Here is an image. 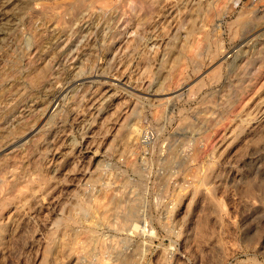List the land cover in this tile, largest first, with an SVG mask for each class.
Listing matches in <instances>:
<instances>
[{
	"label": "rangeland",
	"instance_id": "1",
	"mask_svg": "<svg viewBox=\"0 0 264 264\" xmlns=\"http://www.w3.org/2000/svg\"><path fill=\"white\" fill-rule=\"evenodd\" d=\"M223 3L0 0V264H264V22Z\"/></svg>",
	"mask_w": 264,
	"mask_h": 264
},
{
	"label": "bare ground",
	"instance_id": "2",
	"mask_svg": "<svg viewBox=\"0 0 264 264\" xmlns=\"http://www.w3.org/2000/svg\"><path fill=\"white\" fill-rule=\"evenodd\" d=\"M84 1V0H83ZM87 1H89V0H87ZM220 1V0H219ZM234 0H224V3H223V10H226V7L228 6V4H230V3H232ZM201 4H202V2H201ZM151 10H152V8H151ZM223 12V11H222ZM239 14H242V16L244 17V18H248V19H263V22H264V0H257V1H253V2H251V4L250 5H248V6H245L244 8H242V11H241V13H239ZM242 17V18H243ZM240 18V17H239ZM245 24H246V22H245ZM242 26V25H241ZM259 31H260V29H259ZM261 31H263L264 32V26H262L261 27ZM261 31H260V33H261ZM237 45V44H236ZM239 46V47H238ZM235 47V46H234ZM237 47L238 48H240V45H237ZM220 48V47H219ZM237 48V49H238ZM216 51V50H215ZM236 51L237 50H232V48L230 49V50H228V51H225L224 49H217V51L216 52H214L213 54L214 55H212L211 56V59H210V61H209V66L208 67H210L211 69H214V70H216V68H217V70L222 66V64L223 63H225L224 61L226 60V58L228 57V56H231V55H233V56H235L236 55ZM178 55V54H177ZM29 56V55H28ZM232 57V56H231ZM233 58V57H232ZM231 59V58H230ZM200 70V69H199ZM198 70V71H199ZM205 71V70H204ZM213 71V70H212ZM219 71V70H218ZM34 72V71H33ZM201 72H202V70H201ZM35 73V72H34ZM211 75H212V73H211ZM38 76V75H37ZM40 76V75H39ZM35 78H36V76H35ZM40 78V77H39ZM183 80V79H182ZM186 84V82L184 83L183 81H182V83L181 84H178V86L174 89V90H170V91H165V92H163V93H161V91L160 92H151V93H148V96L150 95V96H153V97H155L154 95H161V94H172L171 96L169 95V97H166V99H163V101H167L168 99H172L174 96H178L179 94H181L180 92L182 91V89L183 88H185L184 86H186L185 85ZM5 86V85H4ZM1 88H3V86H1ZM61 88V87H60ZM11 89V88H10ZM3 90V89H2ZM1 90V91H2ZM154 91V90H153ZM150 92V91H149ZM152 97V98H153ZM150 100H151V98L150 97H148ZM148 99V100H149ZM154 99V98H153ZM156 99V98H155ZM159 99V98H158ZM150 100H149V102H150ZM162 101V102H163ZM168 102V101H167ZM160 103V102H159ZM158 103V104H159ZM169 103V102H168ZM51 105L53 104V102L52 103H50ZM157 105V104H156ZM140 107V106H139ZM1 108V107H0ZM54 109H55V107L53 108V111H54ZM136 109H138V108H136ZM154 109V108H153ZM138 111V110H137ZM49 113V112H48ZM130 117H131V115H130ZM27 120V119H26ZM43 120V119H42ZM129 120V119H128ZM133 120V119H132ZM28 121H29V119H28ZM40 122V121H39ZM131 122V121H130ZM132 123V122H131ZM136 123L138 124V122L136 121ZM39 124V123H38ZM137 124H135V126L137 125ZM37 125V124H36ZM123 125V124H122ZM125 125H123V127H124ZM129 126H131V125H129ZM134 126V125H133ZM33 128V127H32ZM37 128V127H36ZM133 128V127H132ZM138 128H139V126H138ZM124 129H126V128H124ZM130 129H131V127H130ZM122 131L123 130H121L120 132L122 133ZM36 132V131H35ZM124 132V131H123ZM138 132H139V130L137 129V128H133L131 131H129V133H128V138H127V136H126V138L129 140H127L129 143H127L128 145H130V144H132V142L134 141V140H136V138L138 139L139 137H137L138 135ZM28 133V132H27ZM30 133V132H29ZM33 133V132H32ZM119 133V132H118ZM125 133V132H124ZM123 134V133H122ZM30 135V134H29ZM28 135V136H29ZM32 135V134H31ZM35 135H38V133L36 134L35 133ZM125 135V134H124ZM34 136V135H33ZM33 136H29V138H33ZM122 136V135H121ZM36 138H37V136H35ZM40 137V136H39ZM118 137V136H117ZM24 138V137H23ZM120 138V137H119ZM125 138V139H126ZM122 141H123V136H122V139H121ZM122 141H121V143H122ZM126 141V142H127ZM139 141V140H138ZM140 142V141H139ZM178 142H180V141H178ZM123 144H124V142H123ZM127 145V146H128ZM191 145V144H190ZM190 150V149H189ZM176 152V151H175ZM167 155H169V154H167ZM165 157V156H164ZM142 158V157H141ZM144 159V158H143ZM161 160V159H160ZM173 160V159H172ZM88 163V162H87ZM91 164V163H90ZM171 167V166H170ZM91 175V174H90ZM89 175V176H90ZM94 175H96V174H94ZM93 178V177H92ZM124 182V181H123ZM136 182H138V181H136ZM2 183V184H1ZM12 182H10V184H11ZM3 184H4V182H2V180L0 181V186L2 187L3 186ZM6 185V184H5ZM138 185V184H137ZM9 186V185H8ZM11 186V185H10ZM15 186V185H14ZM142 186V185H141ZM11 187H13V185L11 186ZM130 187V186H129ZM3 188H5V187H3ZM2 188V189H3ZM94 188V187H93ZM135 188V187H134ZM142 188H143V186H142ZM5 189H8V188H5ZM75 189H77V188H75ZM119 189V188H118ZM126 189V188H125ZM131 189V188H130ZM136 189V188H135ZM114 190V189H113ZM129 190V189H128ZM91 191V187H90V189H89V191L88 192H90ZM93 191H95L96 192V188L93 190ZM130 191H132V190H130ZM83 192V191H82ZM101 192V191H100ZM104 192V191H103ZM116 192V191H115ZM133 192V191H132ZM137 192V191H136ZM96 194V193H94V192H92L91 191V194ZM112 193V192H111ZM125 193V192H124ZM126 193H127V191H126ZM125 193V194H126ZM138 193V192H137ZM90 194V193H89ZM93 194H92V198L94 197L93 196ZM108 194H109V192H108ZM107 194V195H108ZM130 194V193H129ZM4 195V194H3ZM6 195V194H5ZM82 195V194H81ZM104 195V194H103ZM122 195H124V194H122ZM138 195H140V196H142L141 194H138ZM91 196V195H90ZM96 196V195H95ZM130 196H131V194H130ZM133 196V195H132ZM135 196V195H134ZM133 196V197H134ZM4 198H6L5 196H3ZM1 195H0V226H1V223H2V217H3V212H2V208L4 207V205H6L5 203H4V198H3ZM12 197H13V195H12ZM79 197V196H78ZM81 197V196H80ZM108 197V196H107ZM112 197V196H111ZM120 197H121V195H120ZM119 197V198H120ZM128 198H129V196H127ZM85 198V197H84ZM95 198V197H94ZM93 198V200L94 201H96V198L94 199ZM116 198H118V196L116 197ZM124 198H125V196H124ZM127 198V199H128ZM143 198H144V196H143ZM90 199H91V197H90ZM89 199V200H90ZM106 199V198H105ZM104 199V200H105ZM115 199V198H114ZM130 199V198H129ZM128 199V200H129ZM135 199H137V197L135 198ZM138 199H140V198H138ZM73 200V199H72ZM87 200V199H86ZM99 200H101V197H100V199ZM120 200V199H119ZM126 200V199H125ZM125 200H121L122 202H124ZM91 201V200H90ZM108 201H110L111 202V200H108ZM117 201H118V199H117ZM130 201V200H129ZM140 202H141V199L139 200ZM71 202V201H70ZM98 202V201H97ZM97 202H95V203H97ZM106 202H107V199H106ZM113 203H115L114 201H112ZM122 202H117V204L118 203H121V205H123L122 204ZM136 202V201H135ZM139 202V203H140ZM8 203V202H7ZM80 203V202H79ZM92 203H94V202H92ZM108 203V202H107ZM126 203H129V204H127L128 205V207H129V205L130 206H132L131 204H133L132 202H131V204H130V202H127V200H126ZM126 203H124V205L126 204ZM139 203H138V205H139ZM143 203V202H142ZM89 204H91V203H89ZM100 204V203H99ZM105 204V203H104ZM103 204V205H104ZM134 204H136V203H134ZM84 205V204H83ZM88 205V204H87ZM109 205H112V203L111 204H109ZM116 205V204H115ZM114 205V206H115ZM120 205V204H119ZM121 205H120V207H121ZM138 205H135V206H137L138 207ZM75 206V205H74ZM82 206V205H81ZM95 206H97V205H95ZM107 206V205H106ZM134 206V207H135ZM116 207H117V205H116ZM119 207V206H118ZM117 207V208H118ZM136 207V208H137ZM103 208H105V206L103 207ZM110 208V207H109ZM112 208V207H111ZM122 208H123V206H122ZM99 209V208H98ZM100 209H102L101 207H100ZM113 209H115V208H112V210ZM119 209V208H118ZM124 209H126L127 210V208H125L124 207ZM103 212H105V211H103ZM102 212V213H103ZM109 213H110V211H108ZM124 212H126V211H124ZM139 212V211H138ZM100 213V212H99ZM114 213H116L117 214V212H114ZM113 213V214H114ZM123 213V212H122ZM135 213L136 212H134V211H129V212H126V219L124 220H122V221H124L123 223H122V227H131V224H132V232H133V230L134 231H139V227L138 228H134V223H133V220H135L134 219V217H133V219H132V216H133V214L135 215ZM140 213V212H139ZM138 213V214H139ZM111 214H112V211H111ZM110 214V215H111ZM104 215H105V213H104ZM108 215V214H107ZM137 215V214H136ZM135 215V216H136ZM76 216V215H75ZM94 217V216H93ZM102 217V216H101ZM115 214H114V219H115ZM124 216L122 215V218H123ZM98 218V217H97ZM103 218V217H102ZM121 218V217H120ZM138 218H139V215H137V221H139L138 220ZM95 219V218H94ZM93 219V220H94ZM117 219L119 220V217L117 216ZM117 219H116V221H117ZM132 219V220H131ZM71 220V219H70ZM78 220V219H77ZM91 220V219H90ZM72 221V220H71ZM89 221V220H88ZM98 222H99V220H97ZM103 221V220H102ZM106 221V220H105ZM108 221V220H107ZM122 221H120V222H122ZM95 222V221H94ZM113 222V221H112ZM136 222V221H135ZM74 223V222H73ZM83 223H86V222H84L83 221ZM88 223V222H87ZM90 223V222H89ZM116 223H119V222H116ZM80 224V223H79ZM93 224H95L96 225V223H93ZM107 225V224H106ZM87 226V225H86ZM116 226V225H115ZM97 227V226H96ZM110 227V226H109ZM119 227V224H118V226H117V228ZM120 228H121V226H120ZM76 229V228H75ZM113 229V228H112ZM129 229V228H128ZM127 229V230H128ZM153 230V229H152ZM152 230H150V232H153ZM85 231V230H84ZM121 231V230H120ZM125 231V230H124ZM131 230H129V233H132V232H130ZM141 231V230H140ZM75 232V231H74ZM81 233V232H80ZM94 233V232H93ZM138 233V232H137ZM149 233V232H148ZM136 234V233H135ZM70 235H72V234H70ZM103 235V234H102ZM113 235V234H112ZM149 235V234H148ZM108 236V235H107ZM90 237V236H89ZM76 238V237H75ZM101 238H102V236H101ZM112 238H115L114 236L112 237ZM105 239V238H104ZM127 239V238H126ZM76 240V239H75ZM107 240V239H106ZM104 241V240H103ZM102 241V242H103ZM111 241V240H110ZM112 241H113V239H112ZM143 241V240H142ZM76 242V241H75ZM91 242V241H90ZM101 242V243H102ZM144 242V241H143ZM56 243V242H55ZM62 243V242H61ZM64 243V242H63ZM63 243H62V245H63ZM88 243V242H87ZM58 244V243H57ZM56 244V245H57ZM71 244V243H70ZM133 244V243H132ZM61 245V244H60ZM141 245H143V244H141ZM103 246V245H102ZM138 246H140L139 244H138ZM104 247V246H103ZM133 247V246H132ZM135 247V246H134ZM144 247V246H143ZM113 248V247H112ZM119 248V247H118ZM102 249V248H101ZM107 249V248H106ZM144 250V248H142L141 249V251L139 252V254H140V256H139V259L137 260V262L135 263V264H138L139 263V260H140V257H141V254H142V251ZM102 251V250H101ZM114 251V250H113ZM128 251V250H127ZM135 251H137V248H136V250ZM134 251V252H135ZM63 252V251H62ZM125 252V251H124ZM122 253V252H121ZM137 253V252H136ZM101 254V253H100ZM113 254V253H112ZM120 254V253H119ZM128 254V253H127ZM133 254H135V253H133ZM62 255H65V254H62ZM116 255V254H115ZM129 255V254H128ZM136 255V254H135ZM87 256V255H86ZM85 256V257H86ZM108 256V255H107ZM121 257V256H120ZM137 257V256H136ZM112 258V257H111ZM110 258V259H111ZM117 258V257H116ZM125 258H127V257H125ZM69 259V258H68ZM106 259V258H105ZM105 259H104V261H105ZM121 259V258H120ZM132 259L134 260V258L132 257ZM76 260H78V258L76 259ZM76 260H74V261H76ZM88 260V259H87ZM116 260V259H115ZM114 260V261H115ZM122 260V259H121ZM70 261H73V259H71ZM98 261H100V259L98 260ZM97 261V262H98ZM113 261V262H114ZM131 261V260H130ZM101 262H103V261H101ZM100 262V263H101ZM106 262V261H105ZM105 262H103L104 264H106ZM133 263V262H132ZM74 264V263H73ZM108 264V263H107ZM114 264H116L115 262H114Z\"/></svg>",
	"mask_w": 264,
	"mask_h": 264
},
{
	"label": "built area",
	"instance_id": "3",
	"mask_svg": "<svg viewBox=\"0 0 264 264\" xmlns=\"http://www.w3.org/2000/svg\"><path fill=\"white\" fill-rule=\"evenodd\" d=\"M246 1H248V2H253V1H257V0H246ZM140 134H141V137H140V143L141 144H147L148 142H149V140H150V132L149 131H141L140 132Z\"/></svg>",
	"mask_w": 264,
	"mask_h": 264
}]
</instances>
